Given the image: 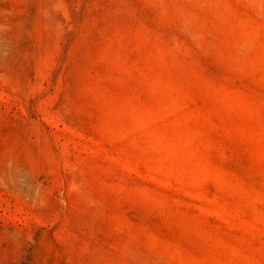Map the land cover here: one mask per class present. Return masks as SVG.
<instances>
[{"label":"rangeland","instance_id":"374dc122","mask_svg":"<svg viewBox=\"0 0 264 264\" xmlns=\"http://www.w3.org/2000/svg\"><path fill=\"white\" fill-rule=\"evenodd\" d=\"M0 264H264V0H0Z\"/></svg>","mask_w":264,"mask_h":264}]
</instances>
